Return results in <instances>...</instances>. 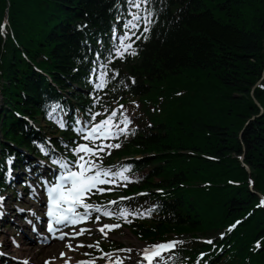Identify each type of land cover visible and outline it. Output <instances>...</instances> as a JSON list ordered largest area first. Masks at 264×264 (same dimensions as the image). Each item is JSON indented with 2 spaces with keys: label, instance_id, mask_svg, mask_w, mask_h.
<instances>
[{
  "label": "trees",
  "instance_id": "16d2710c",
  "mask_svg": "<svg viewBox=\"0 0 264 264\" xmlns=\"http://www.w3.org/2000/svg\"><path fill=\"white\" fill-rule=\"evenodd\" d=\"M114 2L0 0V28L10 17L5 49L0 31L6 104L25 106L31 115L39 108L43 76L25 74L22 50L32 60L42 52L36 63L56 81L64 82L61 74L79 79L72 70L86 49L80 31L105 23ZM162 12L157 38L129 67L152 88L174 78L187 92L169 132L138 142L151 152L149 160L160 163L163 186L178 192L173 215L152 232L206 235L247 216L211 264H264V209L237 157L244 154L254 189L264 192V112L255 101L264 108V0H166ZM145 84L138 92L148 89ZM142 231L151 236L150 229Z\"/></svg>",
  "mask_w": 264,
  "mask_h": 264
},
{
  "label": "snow or ice",
  "instance_id": "6c2138e0",
  "mask_svg": "<svg viewBox=\"0 0 264 264\" xmlns=\"http://www.w3.org/2000/svg\"><path fill=\"white\" fill-rule=\"evenodd\" d=\"M128 3L130 8L142 9L145 13L148 12V10L143 7V5L147 3V0H128ZM141 19H143L145 25L144 32L149 31L148 25L151 21L147 18V15L141 18L139 13H132V19L128 20L125 24V28L130 31L117 38L119 40V46L114 48L115 56L124 58L126 53L133 56L137 54L136 50L132 48L131 36L135 35V29L140 27L139 22ZM144 38L147 39L146 36ZM112 52L113 50H110L109 54L112 55ZM104 67L105 65H100L101 69ZM132 82L135 83V80L133 79ZM106 83V73L101 71L96 88L101 89L106 86ZM99 115L100 113L93 114L90 118V126L86 130L78 129V131L86 132V134L82 135V139L89 142L92 146L90 147L89 143H80L72 149V152L75 154V159L71 161L67 159L54 161L63 171L60 172L59 176L55 177L47 188V215L52 217L56 223L68 221L75 224L82 219H87L90 213L84 212L81 214L77 209L82 206L84 209L100 210L96 205L86 202V198L89 197L90 194H93V189L97 188L98 185L116 183V177H120L124 181L129 179L124 173L130 170V165H122L119 171H114L111 167L104 166L103 160L100 158L101 153H105L107 147L118 148L120 145H103L97 144L96 141L116 138L119 133L126 130V126L131 123V120L125 116L123 118L125 127L119 128L114 123V119L117 116L116 111L113 110L111 114L104 119L96 120V117ZM107 154L110 155V153ZM104 190L105 189H101V191ZM106 190L111 191L112 189ZM0 199H2V197H0ZM109 203L115 204L116 201H110ZM261 204H264V199L261 200ZM104 215L112 216L113 213L105 210ZM121 215H126V213L121 212ZM96 219L98 220L100 217L97 216ZM239 223V221L236 222V224ZM235 226L234 224L231 227L234 228ZM118 227H120L119 224H103L100 227V231L104 232L105 229L110 230ZM51 230L52 227L49 225V231ZM105 235H107V233H105ZM61 239H63V234L61 235ZM177 243L183 242L172 240L151 245L143 249V255L148 261V264H161V261L157 258L162 257L163 253L176 247ZM207 243L211 244L212 241L208 240ZM257 246H259V242H257ZM69 247H71V245H69ZM127 251L132 250L128 249ZM25 264H27V262H25ZM79 264H85V262L81 261ZM87 264H94V262L89 261ZM116 264H123V260L117 258Z\"/></svg>",
  "mask_w": 264,
  "mask_h": 264
},
{
  "label": "rangeland",
  "instance_id": "374dc122",
  "mask_svg": "<svg viewBox=\"0 0 264 264\" xmlns=\"http://www.w3.org/2000/svg\"><path fill=\"white\" fill-rule=\"evenodd\" d=\"M239 159L241 158V155H238L237 156ZM240 160H242V159H240ZM248 167V166H247ZM248 177H246V179L248 180V181H250L249 179H254V175H252V173H253V171L250 169V167L248 168ZM122 236V235H121ZM118 237H119V235H118ZM119 239H120V237H119Z\"/></svg>",
  "mask_w": 264,
  "mask_h": 264
},
{
  "label": "bare ground",
  "instance_id": "6f19581e",
  "mask_svg": "<svg viewBox=\"0 0 264 264\" xmlns=\"http://www.w3.org/2000/svg\"><path fill=\"white\" fill-rule=\"evenodd\" d=\"M58 245H60V243H57ZM52 248H50V250H51ZM131 256H134V253H131Z\"/></svg>",
  "mask_w": 264,
  "mask_h": 264
}]
</instances>
